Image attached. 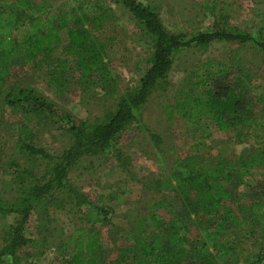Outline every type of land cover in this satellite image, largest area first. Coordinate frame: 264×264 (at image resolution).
Masks as SVG:
<instances>
[{
	"label": "trees",
	"instance_id": "trees-1",
	"mask_svg": "<svg viewBox=\"0 0 264 264\" xmlns=\"http://www.w3.org/2000/svg\"><path fill=\"white\" fill-rule=\"evenodd\" d=\"M120 2L132 15L150 50L140 77L115 94L114 70L107 62L111 51L103 36L109 15L99 0H79L75 7L40 13L35 10L43 8L35 6L33 0H0V103L15 108L29 118V123L52 119L66 137L61 150L49 151L33 142L30 124L19 126L13 149L28 159V164L15 159L7 162L16 188L11 198L0 196V216L13 215L14 220L0 236V264H5L6 258L11 264L26 262L21 260L22 248L37 239L26 237L24 229L34 215L46 220L53 212L72 213L86 223L111 222L113 208L103 196H89L73 183L71 175L80 178V162L99 154H111L123 168L129 164L130 157L119 147L120 136L137 121L149 98L168 88V74L179 53L190 46L207 49L229 43L254 48L264 55V14L258 27L245 29L232 24L228 14L216 9L214 1L206 0L203 10L213 17L210 27L186 35L177 26L169 29L164 25L154 6L140 0ZM58 52L66 58H58ZM12 63L35 67L52 64L56 72H65L72 66L84 82L95 78L109 85L115 106L105 111L102 120H77L33 87L8 85V66ZM52 80L61 82L56 75ZM245 84L237 52L228 61L202 60L195 65L190 83L178 90L174 104L164 105L163 111L169 120L177 113L193 124L201 119L214 121L219 131L230 133L228 144H242L252 138L264 152V98L259 102L260 114L255 116L253 108L246 105ZM149 137L158 146L160 137L154 133ZM194 159L176 161L172 167L177 189L186 202L184 212L223 224L216 226L210 250L203 251L204 244H197L199 235L192 238L188 228L180 234L178 224L165 221L152 205L148 206L149 200L133 224L131 242L125 244L121 264H264V241L250 248L247 240H253L255 232L246 229V219H241L245 213L262 218L261 204L255 201L246 206L232 199L231 204L238 210L233 206L224 209L233 188L245 183L253 164L241 158H213L212 164L204 168ZM216 184L219 193L213 191ZM260 189L264 192V183ZM99 239V233L89 227L70 228L60 244L64 264H100L96 257Z\"/></svg>",
	"mask_w": 264,
	"mask_h": 264
},
{
	"label": "rangeland",
	"instance_id": "rangeland-1",
	"mask_svg": "<svg viewBox=\"0 0 264 264\" xmlns=\"http://www.w3.org/2000/svg\"><path fill=\"white\" fill-rule=\"evenodd\" d=\"M78 1L33 0V3L43 8L42 11L35 10L40 13L47 9L75 7ZM140 1L154 6L161 21L169 29L177 26L186 35L208 29L213 20L203 10L206 0ZM212 1L216 3L217 10L228 14L229 21L234 25L251 30L261 23L264 0ZM99 3L106 7L109 15V25L103 36L108 40V49L111 51L107 62L114 70L116 94L123 92L140 77L150 47L120 0H99ZM234 52L239 57L240 73L246 77V105L253 108L255 116L260 114L259 102L264 98V55L261 52L229 43L216 44L207 49L190 46L183 50L177 55L168 74V88L152 95L140 110L137 121L128 126L120 136L119 147L130 157L129 164L123 168L111 154H99L80 162V178L71 175L73 183L89 196H103L104 201L113 208L111 222L86 223L72 213L67 215L53 212L46 220H39L34 215L26 224L24 235L37 239V242L22 248L21 260L26 261L23 264H64L60 244L70 228L78 226H86L99 233L96 257L100 264H121L125 244L131 242L133 224L137 216L146 210L149 200L148 206L152 205L165 221L172 220L178 224L180 234L184 233V228H188L187 234L192 238L199 235L197 244H204L203 251L210 250L219 222L215 224L213 218H196L193 213L184 212L187 209L186 202L177 189L172 167L176 161L185 163L195 158L198 164L207 168L212 164L213 158L224 161L246 159L253 164V170L246 175L242 186L233 188V196L226 201L224 209L233 206L237 211V205L231 204V200L236 199L239 204L246 206L256 201L261 204L260 211L264 212V192L260 189L264 183L262 148L252 138L242 144L234 141L228 144L230 133L219 131L214 121L201 119L193 124L177 113L169 120L163 111L164 105L174 104L180 87L190 83L193 69L199 61H228ZM56 55L58 58H66L62 52ZM71 67L65 72H56L52 64L35 67L31 64L12 63L8 66L7 84L13 87H33L77 120H102L105 111L113 109L116 103L109 94L110 86L95 78L86 83ZM55 75L61 79L60 83L52 80ZM27 119L29 118L15 108L0 103V196L3 198H11L16 188L11 181L7 162L15 159L28 164V159L13 149L22 123L31 125V137L37 146L49 151H59L66 144L65 134L52 119L43 118L39 122L30 123ZM150 133L160 137L158 146L152 143ZM34 169L38 170L37 167ZM219 188L216 184L213 191L219 193ZM245 215L241 219H246V229L252 228L251 232H255L254 239L247 241L250 248L255 249L264 241V216L259 218L256 214ZM13 220V215L0 216V236L4 227ZM219 225L223 227V224ZM4 263L11 264L8 258Z\"/></svg>",
	"mask_w": 264,
	"mask_h": 264
}]
</instances>
